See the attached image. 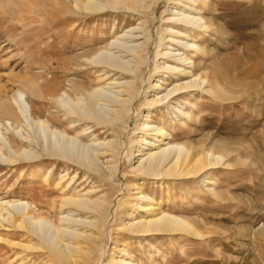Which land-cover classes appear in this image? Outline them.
<instances>
[{
	"label": "rangeland",
	"instance_id": "1",
	"mask_svg": "<svg viewBox=\"0 0 264 264\" xmlns=\"http://www.w3.org/2000/svg\"><path fill=\"white\" fill-rule=\"evenodd\" d=\"M69 1L65 0L70 4ZM146 1L150 5L143 12L110 7L96 12L73 9L77 13L71 15L72 18L86 20V25L75 28V32L82 30L80 37H74V33L66 37L64 45L70 44L66 47L59 42L62 39L56 38L44 39L37 47L36 31L31 29L34 23L22 28L24 21L2 20L6 12L13 9V4L11 0H0V101L9 103L12 90H24L27 86L20 78L29 75L50 88L55 84L53 88L57 86V91L61 90L59 93L65 98L68 96L63 94L64 90L74 98L77 96L70 88L76 89L78 84L93 89L116 77L123 82L134 78L136 84L131 110L115 128L85 121L76 123L79 129L88 130L79 139L92 155L102 152L108 140L118 142V166L109 179H102L97 172H88L76 163L57 162L48 167L51 176L43 181L35 171L37 163L34 160H22L16 166L0 160V264H52L45 249L20 246L37 239L18 226L19 214L10 204L15 200H27L32 209L29 214L35 218L46 217L47 227L53 231L64 225L60 217L69 209H75H60L61 198L66 193L108 199L107 230L99 236L105 247L102 264H264V0H195L194 5L206 29L193 28L172 19L173 10L188 11L187 6L192 4L189 0ZM38 18L49 16L44 13ZM69 26L67 23L55 28L68 29ZM99 30L104 32L101 38ZM127 30L134 33L133 40L127 43L136 49L111 47L115 56H121L124 62L127 60L131 68L136 65L134 56L139 51L142 55L139 60L143 58L140 69L136 75H129L105 68L111 70L112 78L104 83L97 81L96 75L102 66H89L78 57L85 51L90 56L109 47L116 35ZM83 37H88L91 43L84 49L81 48L86 45ZM186 41L196 47H186ZM174 49L190 58L191 63H180L164 53L167 50L174 53ZM181 65L191 71L192 77L180 76L173 69ZM197 77L206 81L198 88L185 90L175 96L176 99L167 102L169 97L165 104L151 107L144 102L145 97L151 98L154 93L164 94L178 78L190 81ZM155 83H161L162 88L153 87ZM115 86L106 85V91H116ZM209 87L219 94L209 93ZM28 94L33 104L32 116L36 118L42 114L54 123V127L62 128L67 116L61 102ZM100 108L102 111L103 107ZM14 111L19 116L16 108ZM144 122L163 125L172 136L170 141L185 145L195 154L212 151L223 156L222 160L190 177L139 176L134 167L136 161L145 156H136L137 150L147 148L141 138L152 140L154 135L152 131L137 129ZM22 126L25 135L33 139L38 137L34 127ZM0 129L5 134L8 132L11 139L18 138L16 132L4 131L2 126ZM68 133L72 135L74 131L68 129ZM128 146L135 155L132 161L126 156ZM145 149L141 152L146 153ZM2 151L7 155V150ZM100 155L97 163L105 166L108 157ZM60 176H63L61 180ZM137 186L152 197L159 208L193 223L200 234L183 231L138 236L124 230L119 218L126 222L128 216L126 213L120 215L118 202L125 200L123 208L131 212L132 205L140 201L135 198ZM73 211L69 214L75 217L84 214L86 221L91 219L90 213ZM133 212L135 218L144 215L142 209ZM64 226L84 227L70 223ZM122 248L124 253L119 251ZM112 251L125 263L110 260Z\"/></svg>",
	"mask_w": 264,
	"mask_h": 264
},
{
	"label": "bare ground",
	"instance_id": "2",
	"mask_svg": "<svg viewBox=\"0 0 264 264\" xmlns=\"http://www.w3.org/2000/svg\"><path fill=\"white\" fill-rule=\"evenodd\" d=\"M11 1L13 4L11 7H13V9L9 8L11 11L8 13L6 12V17L1 19L6 21L15 20L17 22L24 21L22 28L32 26V23H34L31 29L36 31V35L34 36L36 40L34 42L35 46L37 47L42 41H45L44 39L48 41L53 38L58 40L62 39L59 42L64 45L63 41L66 40V37L72 35V33H74V37H80L79 31L81 29H78V32H75V28L79 27L81 24L86 25V20L84 18H72L77 13L73 12V9L80 11L83 10L85 12H96L106 8L108 9V7H110L116 9H126L130 10L131 12H143L144 10H147L150 5L146 0H68L70 4L66 3L65 0ZM189 1L192 4L187 6L188 11L185 12L173 10L172 19L179 22L182 21L185 25L191 26L193 28L198 27L206 29L207 26L202 21V17L199 15L200 12L194 5L195 0ZM44 13H47L49 18H38ZM71 15L73 16L71 17ZM81 19H83V21H81ZM67 23L70 25L68 29H65L64 27V29L62 28L60 30L55 28L57 26L62 27ZM143 31H145L144 28ZM103 35L104 32L99 30L98 36L101 38ZM185 35L188 37L187 34ZM132 36H134V33L127 30L123 34L116 35L115 39L109 43V47H104V49H100L99 51L90 54V56L86 55L85 51L78 57V59L83 58L89 66H102L103 69L98 71V74L96 75L98 78L97 81L100 82L102 80L101 83H104L105 80H108L111 77V73L109 74L111 70H106L105 68L119 70L121 73L126 72L129 73V75L130 73L136 75L143 62V58L139 60L142 56L141 53L139 51L135 52L136 57L134 56V58H136V65L133 64L132 66L134 67L131 68L127 60L124 62L121 56H119L120 58H117V55L115 56V51H113L111 47L114 45L115 49L123 48L126 50L129 48V50L133 49L134 51L136 48H134L133 45L127 43L128 41L133 40ZM83 38L86 39V45L83 46L81 43L82 49L91 45V43H88V37ZM143 44L145 45V43ZM184 44L186 47L189 45L196 47L194 44H190L189 41L184 42ZM66 45L70 44L65 43L64 46L66 47ZM74 45L75 44L72 45L73 48ZM167 49L171 50L170 47ZM118 50L120 51V49ZM174 50V53H171L172 51L169 50L164 53L166 56H173L174 59L180 63H185L186 65H188L187 63H191L189 60L190 58L186 57L183 53L178 52L176 49ZM120 52L123 51L121 50ZM61 64L59 65L60 67L63 65ZM173 69L176 70L180 76L187 77L191 74V71L186 70V68L182 67V65L181 67L174 66ZM20 79L27 87L24 90L19 88L12 90L9 103L7 100L0 101V127L2 126V128L5 129L4 131H8V129L12 130L18 135V138L14 139L12 137L11 139L9 138L10 135L8 132L5 134L0 129V160L4 162L6 161L9 165L15 166L19 165L24 160H34L33 162L37 163V169L35 171L39 173L38 177L40 176V179L42 178L43 181H47L51 173V171L47 172L48 167L57 162L76 163L79 165V167H84L88 172H97L100 177L105 180L113 176L118 166V157L120 151L118 142L115 139H110L105 143L106 148L102 150V152L92 155L87 149L88 146L86 145V147L83 145L82 140H80L81 135L87 134L88 130L85 127L79 129L80 127H77L78 125L76 123L85 121L87 123L91 122L93 125L104 124V126L106 125L111 129L115 128V126H117L131 110V104H133L132 101L135 96L134 88L136 84H134V78H131L132 80L128 79L124 82L119 81L117 77L114 79L112 78V80H109L110 82L108 81L103 85H97L93 89L84 87V84L77 85V83L75 84L73 82V84L77 86L76 89L70 88V91L73 94L75 93L77 96L74 98L64 90L63 94L68 96L66 97L68 98L67 101L65 96L59 93L61 90H59V92L57 91V86L53 88L55 85L53 83V86L51 85L53 88L52 89L46 84L38 83V79L35 76L32 77L29 75L26 77H21ZM204 81L206 80L200 79L199 77L193 78L190 81L178 78L171 88L166 90L164 94L158 95V93H154L151 98L145 97L144 102L150 107L163 105L165 104L164 101L169 97L170 98L167 100V102H169L172 98L176 99L175 96H178L185 90H189L194 87H200ZM158 83H155L153 87L157 89L162 88L161 83ZM109 84H116V91L109 90V92H107L106 90L108 87L105 86ZM207 91L212 95L219 94V91L217 92L211 87H209ZM26 92L29 93L28 95L35 98L40 96L41 98H49L55 103L61 102V106L63 107L67 116V118H65V124H63L64 127L63 125L62 128L54 127V123L50 122L42 114L36 115V118L33 117V110L31 108L33 104L28 99ZM98 101L101 102L98 103ZM106 102L109 104V106L105 104ZM100 107H103L102 111H100ZM14 108H16L19 116L14 111ZM145 116L147 117L148 115ZM22 125L34 127L39 133L38 137L33 139L28 134L25 135L23 133L25 129L23 130ZM138 128L145 130L146 132L152 131L154 133L152 140L141 138V141L144 142V146L146 145L147 148H141L140 150H137L138 152L136 156H145L144 158L138 159V161H136L137 165L134 167L139 176L165 177L171 175H180L183 177H190L203 170H206L207 167L220 162L219 160H222L223 156L220 154H215L212 151H206L203 155L200 153L195 154L185 145L170 141L172 136H170V133L164 129L163 125L153 126L144 122L141 123V127H137V129ZM68 129L72 132L74 131V134H69ZM132 141L133 140H131V142ZM16 145L17 148H15ZM142 149L147 150V152L142 153ZM2 150H7V155H5ZM99 154H101L103 157H108L106 159L105 166H100L97 163ZM126 156L128 157V161H132V156H135L132 153L131 146H128V149L126 150ZM59 178L61 180L63 176H60ZM58 185L59 182H57L56 187ZM59 188H61V186ZM86 193L90 194V191H87ZM135 198L140 201H137L132 205L133 209L131 212H128L123 208V206L126 204L125 200H120V203L118 202V206L121 204L120 215L126 213L128 216V220L126 222L123 221L121 217L119 218L121 223L119 224L124 230L138 236H149L183 231L197 236L200 234L194 224L187 219H184L183 217L173 213H169L166 210L156 206L153 198L144 194L141 191L140 186H137L136 188ZM141 202H144V205H142ZM30 205V202L27 200H15L10 204L17 214H19V220L17 223L18 226L25 228L37 239L34 241L30 240L29 243L20 245L21 247L26 246L27 248L32 247L45 249L52 259V264H102L101 258L105 254V247L101 245L103 242L99 241V236L103 234V230H107L105 229V222L109 212V201L106 199V197L97 196L95 198H87L79 194L74 195L71 193H66L61 198V210L69 207L75 208L69 209L60 217L62 224L65 225L70 223L77 226L82 225L84 226V229H79V227L76 229L68 228L67 226L62 225L63 227L61 226L58 229L50 231L47 227L49 222L47 221L46 217L40 216L35 218L33 215L29 214V212L32 211ZM34 208H36L35 205ZM136 209H142L144 211V215H140L139 218H135L133 215V210ZM73 210H80L82 213H90L91 216L89 217L91 219H87L86 221L85 218H83L84 214H82L81 217H75L74 214H69V212H72ZM86 227L88 229H85ZM113 248L115 247L113 246L112 249ZM119 251L124 253L123 248ZM109 259L119 261L120 263H125L121 258L114 256L113 251L110 253ZM127 264L133 263L127 262Z\"/></svg>",
	"mask_w": 264,
	"mask_h": 264
}]
</instances>
